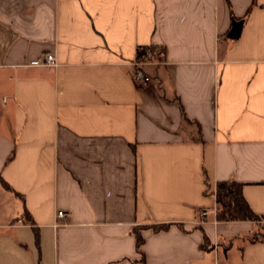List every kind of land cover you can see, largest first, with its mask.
I'll return each mask as SVG.
<instances>
[{"label": "crops", "instance_id": "0c3cea01", "mask_svg": "<svg viewBox=\"0 0 264 264\" xmlns=\"http://www.w3.org/2000/svg\"><path fill=\"white\" fill-rule=\"evenodd\" d=\"M0 178V264H264V0H0Z\"/></svg>", "mask_w": 264, "mask_h": 264}, {"label": "trees", "instance_id": "16d2710c", "mask_svg": "<svg viewBox=\"0 0 264 264\" xmlns=\"http://www.w3.org/2000/svg\"><path fill=\"white\" fill-rule=\"evenodd\" d=\"M152 50L151 47H142L137 49V61L142 62L144 57ZM0 182H2L0 178ZM242 185L234 181L220 182L216 185L215 199H216V220L219 222H231V221H254L260 222L264 219L255 215L248 204L244 200L241 192ZM263 218V219H262ZM162 228V227H161ZM263 225L260 227L262 231ZM258 231V232H260ZM259 233L254 234L251 237V242L262 241L259 240ZM37 239V233H35ZM141 239L137 237L136 245L139 247ZM204 247V246H203Z\"/></svg>", "mask_w": 264, "mask_h": 264}, {"label": "built area", "instance_id": "2783aa9c", "mask_svg": "<svg viewBox=\"0 0 264 264\" xmlns=\"http://www.w3.org/2000/svg\"><path fill=\"white\" fill-rule=\"evenodd\" d=\"M141 65H142L141 63L135 64V69L133 70V82L137 86H145L149 82V78H147L142 72V70L138 68ZM27 66L32 68H39V67L50 68L56 66V61H55V57L52 54L47 53L45 55H42L38 59H34L30 61ZM213 213L216 214V209L213 211ZM208 214H209L208 211H202L199 213V217L204 218ZM64 216L65 214L63 212H58L56 215V217L59 219L63 218Z\"/></svg>", "mask_w": 264, "mask_h": 264}, {"label": "water", "instance_id": "95a60500", "mask_svg": "<svg viewBox=\"0 0 264 264\" xmlns=\"http://www.w3.org/2000/svg\"><path fill=\"white\" fill-rule=\"evenodd\" d=\"M241 30V25L239 23H234L231 31L227 35L229 39H237Z\"/></svg>", "mask_w": 264, "mask_h": 264}, {"label": "rangeland", "instance_id": "374dc122", "mask_svg": "<svg viewBox=\"0 0 264 264\" xmlns=\"http://www.w3.org/2000/svg\"><path fill=\"white\" fill-rule=\"evenodd\" d=\"M263 228H264V225H263ZM258 236H259V240H264V229H262V231L258 232Z\"/></svg>", "mask_w": 264, "mask_h": 264}]
</instances>
